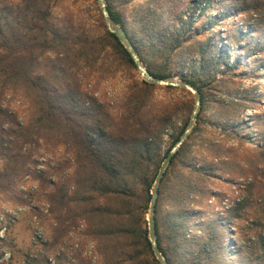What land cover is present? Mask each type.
Instances as JSON below:
<instances>
[{"label": "trees", "instance_id": "16d2710c", "mask_svg": "<svg viewBox=\"0 0 264 264\" xmlns=\"http://www.w3.org/2000/svg\"><path fill=\"white\" fill-rule=\"evenodd\" d=\"M62 1L0 0V193L16 190L30 172L34 148L41 144L66 145L73 153L74 191L61 193L59 199L61 204L80 211L100 246L103 264H160L149 238L147 215L170 120L151 116L148 109L157 87L138 74L134 79L137 67L119 38L107 29L98 1L92 0L93 8L89 7L85 15L79 11L64 18L59 14ZM133 1L137 0H107L108 9L148 71L161 79L180 77L197 88L202 97L197 124L173 158L159 188L155 216L158 245L169 264H224L233 249L242 256L245 249L237 248L228 236L231 231L221 220H203L193 229L191 222L197 215L188 208L197 183L193 179L212 177L216 170L206 160L201 161L193 147L202 137L205 114L210 109L217 114L213 124L221 132L232 128L239 135L250 127L239 121L233 109L245 106L249 100L226 95L221 90L226 79L218 77L239 64L238 60L230 64L231 50L234 45L241 48L239 43L249 34H231L226 46L220 39L217 43L194 41L209 30L194 28L198 22L196 11L203 16L218 0H196L195 8L179 0H148L130 23L120 8ZM222 1H229L237 15L248 17L251 31L264 30V0ZM168 9L189 18L171 22L165 15ZM257 45L262 54L264 41ZM181 68L188 73L183 75ZM119 75L131 83L114 115L112 108L86 87L99 86ZM10 93L29 105L26 122L3 108L2 102ZM241 112L246 114V108ZM188 124L185 122L172 135L164 158ZM257 148L264 162V135ZM255 187L257 181H249L247 190L251 194L232 208L234 218L241 216L253 200L259 201L264 214V186L254 199ZM10 240L9 236L0 238V252L9 248L10 264H20ZM261 244L263 261L259 264H264V239ZM49 250L46 247L38 255L22 254L23 264H48Z\"/></svg>", "mask_w": 264, "mask_h": 264}, {"label": "rangeland", "instance_id": "374dc122", "mask_svg": "<svg viewBox=\"0 0 264 264\" xmlns=\"http://www.w3.org/2000/svg\"><path fill=\"white\" fill-rule=\"evenodd\" d=\"M147 1H133L120 9L124 11L130 23H133L136 12ZM179 1L186 7L195 8L196 0ZM220 1L211 5L210 12L203 16H199L200 10L196 11L195 18H198V22L194 28L203 27L209 30L194 41L217 43L220 39L222 45L226 46L231 34H249L248 38L242 39L239 43L241 48L234 45L231 50L230 64L235 60H238L239 64L230 71L224 70V73H219L218 77L226 79L221 87L226 95L249 100L245 106L238 105L233 109L238 112L239 121L248 123L250 127L239 135L232 132V128H228L230 130L224 133L221 132V128L218 130L213 124L217 119L214 110L210 109L205 114L206 125L202 137L193 147V152L201 161L206 160L214 165L216 170L212 177L193 179L197 183L193 200L188 208L197 215L191 222L192 227L199 225L203 220H221L226 225V229L231 231L228 236H231L237 248L244 247L243 256L237 255L236 249H233V253L231 255L229 253L230 256L225 259L224 264H247V261L259 264L263 261L261 260L263 255L261 240L264 239L263 207L259 201L253 200V204L242 211V215L238 218L233 217L234 213L231 210L239 200L251 194L247 190L249 181H257V187L252 191L254 199L264 186V172L261 173V170H264V162L260 161L257 153V147L260 146L264 135V52L260 54L262 49L257 44L264 41V30L251 31L247 16L237 15L229 1ZM89 7L93 8L92 0H63L59 14L62 18L70 13L75 15L79 11L85 15L84 12ZM180 10L184 11V8ZM165 15L171 22L189 18L187 15L181 17L173 14L169 9L165 10ZM225 15L228 17L223 18ZM209 21L211 25H206ZM181 70L183 75L188 73L186 68ZM137 74L142 79L138 72L134 79H137ZM130 83V80L119 75L102 82L99 86L89 85L86 88L95 94L100 102L112 108V114L116 115ZM156 87L152 91L153 99L148 110L155 119L161 116L168 118L171 128L161 153L164 161V153L171 147L172 135H176L185 122H190L195 107V97L193 93L184 89ZM2 106L15 114L20 122L27 121L29 105L19 97H13L11 93L7 94ZM243 108H246V114L241 112ZM31 161L30 172L21 179L16 190L0 193V238L9 236L11 239L9 243L15 246L14 251L20 264H23L22 254L31 252L38 255L44 253L46 247L51 249L48 251V264H83L84 262L103 264L100 246L81 218L80 211L73 205L61 204L59 199L61 193L74 191V186L71 184L75 167L72 151L66 145L41 144L40 147L33 149ZM200 190L204 194L199 192ZM193 229L196 230V227ZM11 262V250L4 247L0 252V264Z\"/></svg>", "mask_w": 264, "mask_h": 264}, {"label": "water", "instance_id": "95a60500", "mask_svg": "<svg viewBox=\"0 0 264 264\" xmlns=\"http://www.w3.org/2000/svg\"><path fill=\"white\" fill-rule=\"evenodd\" d=\"M98 5L100 7L101 13L105 19L107 29L109 32L115 34L120 42L124 45L125 49L128 51V53L131 55L136 67L137 71L140 74L142 80L145 82L155 85V86H163V87H174V88H180L187 91H190L194 94L195 97V107L190 119V122L182 134L180 140L173 146V148L170 150L168 155L165 157L162 165L160 166L158 175L155 179L153 188H152V200L150 203V208L147 215V220L149 222V238L152 243V248L154 251V254L157 258V260L160 262V264H169L166 258L164 257L163 253L160 250V247L158 245L157 241V234H156V204L159 197V188L162 183V180L166 174L167 169L172 163L173 158L177 155V153L181 150V148L184 146V144L189 139L195 125L198 119V115L202 109V97L200 92L197 88H195L191 83L184 81L182 79H179L177 77H170L167 79H161L158 77L153 76L146 66L144 65L139 53L136 51L132 41L128 37L126 31L119 25L117 22L114 21L112 18L110 11L108 9V3L107 0H97Z\"/></svg>", "mask_w": 264, "mask_h": 264}]
</instances>
